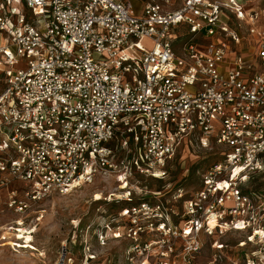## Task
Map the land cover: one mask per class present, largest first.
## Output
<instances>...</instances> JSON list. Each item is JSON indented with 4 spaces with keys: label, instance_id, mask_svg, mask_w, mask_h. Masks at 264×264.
Returning <instances> with one entry per match:
<instances>
[{
    "label": "built area",
    "instance_id": "1",
    "mask_svg": "<svg viewBox=\"0 0 264 264\" xmlns=\"http://www.w3.org/2000/svg\"><path fill=\"white\" fill-rule=\"evenodd\" d=\"M14 2L0 0V213L25 214L96 175L159 178L196 136L220 147L221 161L180 228L157 204L120 209L113 237L131 241L128 258L190 264L202 230L225 231L223 214L233 228L249 226L239 219L247 207L249 219L264 215V198L252 202L235 186L264 160V9L244 0H141L138 11L126 0H22L25 15ZM223 181L229 187H217Z\"/></svg>",
    "mask_w": 264,
    "mask_h": 264
},
{
    "label": "rangeland",
    "instance_id": "2",
    "mask_svg": "<svg viewBox=\"0 0 264 264\" xmlns=\"http://www.w3.org/2000/svg\"><path fill=\"white\" fill-rule=\"evenodd\" d=\"M11 7L28 14L22 0L12 3ZM244 7L264 9V0H244ZM242 34L246 46L253 48V38L247 32ZM255 70H262L256 62ZM119 156L117 152L116 157ZM222 156L223 151L212 141L203 147L192 136L180 143L164 167L165 174L159 178L135 173L127 184H121L114 175H96L91 183L67 195L52 194L25 214L4 210L0 213V264H138L136 259L131 261L127 256L131 241L113 237L114 227L122 223L118 216L120 209L132 203H155L180 228L187 202L202 191L203 176ZM23 186L21 182L15 183L9 189H23ZM235 186L252 202L263 200L264 160L258 172L236 182ZM5 194L3 191L2 195ZM122 195H129V202ZM245 209L239 219L250 221L247 224L252 228L236 230L232 227V216L223 214L218 223H227L229 230L216 229L211 235L202 230L197 236L199 250L192 254L190 264H264V215L260 212L252 220L249 217L253 210ZM253 229L263 234H254ZM171 245L179 256L185 242L178 236L171 240ZM164 250L153 247V252Z\"/></svg>",
    "mask_w": 264,
    "mask_h": 264
},
{
    "label": "bare ground",
    "instance_id": "3",
    "mask_svg": "<svg viewBox=\"0 0 264 264\" xmlns=\"http://www.w3.org/2000/svg\"><path fill=\"white\" fill-rule=\"evenodd\" d=\"M229 185H230V184H229L228 182L223 181V182L218 183V184H217V187H220V188H223V189H224V187H229ZM216 190H219V189H216ZM229 203H230V202H227V203H225V204H229ZM230 204H231V203H230ZM150 206H151L152 208L157 207V205H156L155 203H150ZM212 217H214V216H212ZM224 227L226 228V229H225V232L229 230L227 224H225ZM234 228H235L236 230H246V229H247L245 223H244V222H240V221L236 224V227H234ZM248 228L250 229V227H248ZM253 230H254V234H263L262 231H258V230H255V229H253ZM250 240L253 241V238H251Z\"/></svg>",
    "mask_w": 264,
    "mask_h": 264
},
{
    "label": "crops",
    "instance_id": "4",
    "mask_svg": "<svg viewBox=\"0 0 264 264\" xmlns=\"http://www.w3.org/2000/svg\"><path fill=\"white\" fill-rule=\"evenodd\" d=\"M129 1L133 7V10L138 11L141 5V0H126Z\"/></svg>",
    "mask_w": 264,
    "mask_h": 264
}]
</instances>
